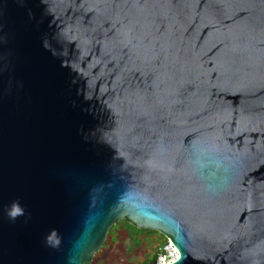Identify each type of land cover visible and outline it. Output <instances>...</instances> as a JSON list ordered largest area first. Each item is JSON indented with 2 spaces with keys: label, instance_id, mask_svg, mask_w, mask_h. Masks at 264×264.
<instances>
[{
  "label": "water",
  "instance_id": "1",
  "mask_svg": "<svg viewBox=\"0 0 264 264\" xmlns=\"http://www.w3.org/2000/svg\"><path fill=\"white\" fill-rule=\"evenodd\" d=\"M121 219L264 264V0H0V264Z\"/></svg>",
  "mask_w": 264,
  "mask_h": 264
},
{
  "label": "rangeland",
  "instance_id": "2",
  "mask_svg": "<svg viewBox=\"0 0 264 264\" xmlns=\"http://www.w3.org/2000/svg\"><path fill=\"white\" fill-rule=\"evenodd\" d=\"M126 221L121 219L116 223L118 226L111 235L110 244L103 245L90 264L94 261V264H151L153 256H158L166 236L156 230L142 228L145 230L123 238L120 230L126 228Z\"/></svg>",
  "mask_w": 264,
  "mask_h": 264
},
{
  "label": "built area",
  "instance_id": "3",
  "mask_svg": "<svg viewBox=\"0 0 264 264\" xmlns=\"http://www.w3.org/2000/svg\"><path fill=\"white\" fill-rule=\"evenodd\" d=\"M179 258V250L174 245V243L167 238L166 242L163 244L160 252L158 253L157 259L154 264H170Z\"/></svg>",
  "mask_w": 264,
  "mask_h": 264
},
{
  "label": "trees",
  "instance_id": "4",
  "mask_svg": "<svg viewBox=\"0 0 264 264\" xmlns=\"http://www.w3.org/2000/svg\"><path fill=\"white\" fill-rule=\"evenodd\" d=\"M118 224H114L109 233H108V237L106 239V242L104 244V247H106V245L110 244L111 242V235L114 234V231L116 230ZM145 229L142 228H137L136 226H134L133 224L129 223L128 221H126V228L124 230H120L121 231V237L125 238L126 236H128L131 233H138L141 232ZM157 259V255L153 256V258L151 259V264H154L155 260ZM95 262V261H94ZM94 262H92L91 264H94Z\"/></svg>",
  "mask_w": 264,
  "mask_h": 264
}]
</instances>
